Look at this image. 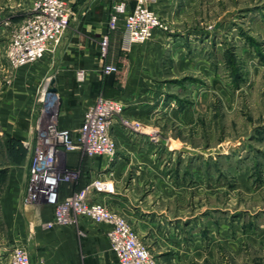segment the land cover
<instances>
[{
  "label": "crops",
  "instance_id": "1",
  "mask_svg": "<svg viewBox=\"0 0 264 264\" xmlns=\"http://www.w3.org/2000/svg\"><path fill=\"white\" fill-rule=\"evenodd\" d=\"M66 1L72 15L59 45L55 50L45 53L42 66L35 64L22 71L25 76H19V80H22L24 86L4 91L8 97L5 104H10L13 109L23 111L27 98L29 101L26 113L19 114L17 111L9 116L0 114L5 132L19 135L22 139L30 137L33 141L35 95L43 72L51 68H57L59 73L56 88L60 98L57 122L62 128H77L85 111L98 96L114 95L119 98L124 103L123 116L140 120L147 129L155 125L161 130L162 136L157 133L152 135L145 128L129 130L130 127L115 119L111 134L116 141L117 151L113 157L91 158L79 150L63 153V163L70 168L81 169L82 176L77 182L67 183L62 194L70 195L96 176L111 178L115 182V192L98 194L96 199L125 216L142 239L156 242L165 247L164 250L171 249L166 254L170 256L172 264H187L188 261L197 260L200 255L207 257V254H201L206 253L203 244L199 247L193 245L197 237L190 239L187 236L189 229L198 224L158 207L157 196L150 198L151 195L143 189L147 181H161L160 186L167 187L166 191L172 194H183L189 191L188 187L193 189L194 186L190 183L188 172L170 175L169 168L165 167L163 154L166 148L160 125L168 116L179 113V97L170 85L181 87L187 98L192 99L196 94L195 79L180 85L181 82L175 78L180 74L207 71V54L203 47L204 41L207 42V33L180 24L190 20V8L197 0H158L152 7L164 20L176 24L173 31L169 34L156 30L150 40L134 44L129 50L122 48L124 14L118 27L109 29L110 14L117 0ZM125 1L126 12H129L136 1ZM106 32H110L111 41L109 55L103 59L99 55V41ZM107 63L118 66L112 81L109 73L103 70ZM167 67L171 68L170 71ZM79 68L86 71L83 80L76 77ZM170 100H176L177 106L171 107ZM182 110L183 113H192L190 108ZM19 117L23 120H19ZM30 157L22 164V171L15 174L14 188L18 193V204L21 205L17 244L26 247L31 262L35 264L43 260L46 264H120L112 252L107 235L109 224L80 217L77 225H57L49 229L45 227V222L53 215L50 205H23L22 196L28 179ZM190 166H194V163ZM79 229L84 230L85 235L81 236ZM153 254L158 264H163L159 255L165 253Z\"/></svg>",
  "mask_w": 264,
  "mask_h": 264
},
{
  "label": "rangeland",
  "instance_id": "2",
  "mask_svg": "<svg viewBox=\"0 0 264 264\" xmlns=\"http://www.w3.org/2000/svg\"><path fill=\"white\" fill-rule=\"evenodd\" d=\"M35 2L0 0V114L3 115L27 112L28 98L24 99L25 110L13 109L5 104L8 97L4 91L15 86L20 89L24 86L19 80V76H25L22 71L31 65L44 64L42 57L13 67L5 58L13 28L31 13ZM189 15L190 20L180 24L207 33V42L203 43L207 71L175 78L180 85L195 79L196 94L187 98L181 87L170 85L179 97V113L168 116L160 128L166 148L165 167L170 175L188 172L194 186L183 194H172L166 191L167 187L160 186L161 181H147L143 189L150 198L157 196L158 207L198 224L189 229L187 236L197 237L193 245L203 244L206 253L201 254L207 257L200 255L187 264H264V0H197ZM162 20L168 26L165 32L171 34L176 24ZM58 77L57 68L43 72L35 95L34 136L43 108L57 119L59 92L51 88L58 87ZM43 93L45 100L41 101ZM170 102L171 107L177 106L176 100ZM183 108H190L192 113H183ZM126 118L137 121L139 129L145 128L140 120ZM46 119L47 114L42 120ZM145 129L162 136L155 125ZM5 130L0 120V264H10L13 249L20 246L17 238L21 205L14 177L31 156V138L23 137L16 142ZM142 240L153 253H165L159 255L161 263L172 264L166 254L171 249L164 250L165 247L146 238Z\"/></svg>",
  "mask_w": 264,
  "mask_h": 264
},
{
  "label": "built area",
  "instance_id": "3",
  "mask_svg": "<svg viewBox=\"0 0 264 264\" xmlns=\"http://www.w3.org/2000/svg\"><path fill=\"white\" fill-rule=\"evenodd\" d=\"M133 9L126 12L125 0H117L110 14L109 29L118 27L124 14L122 48L150 40L156 30L167 31L168 26L152 7L158 0H135ZM72 10L66 0H36L33 10L13 28L8 40L5 58L10 66L18 67L42 58L46 52L59 45L70 25ZM110 32L100 38L99 55L107 58L110 50ZM105 73L116 72L117 64L104 65ZM86 76L84 68L76 71L78 80ZM45 100V95L40 98ZM124 103L117 97L100 95L84 113L81 124L75 128H62L57 119L42 109L47 119L38 120L37 131L31 146L28 179L22 196L23 205L48 204L52 218L45 222L46 228L57 225H77L80 217L110 225L107 232L112 252L120 264H158V261L125 216L111 209L105 202L96 199L98 194H113L115 182L111 178L96 176L70 195H63L67 183L77 182L81 169L70 168L63 163V153L79 150L91 158L113 157L117 144L111 134L115 119L134 130H139L137 121L125 116ZM42 124V125H41ZM28 143V142H27ZM79 234L85 231L79 229ZM10 264H33L24 246H16ZM35 264H46L43 260Z\"/></svg>",
  "mask_w": 264,
  "mask_h": 264
},
{
  "label": "trees",
  "instance_id": "4",
  "mask_svg": "<svg viewBox=\"0 0 264 264\" xmlns=\"http://www.w3.org/2000/svg\"><path fill=\"white\" fill-rule=\"evenodd\" d=\"M114 74H115V72H111V73H109V78H110L111 81H112L113 78H114ZM109 97H115V96L112 95V96H109ZM9 137L11 138V140H15L16 142H19V141L22 140V137L19 136V135H16V134H10Z\"/></svg>",
  "mask_w": 264,
  "mask_h": 264
},
{
  "label": "water",
  "instance_id": "5",
  "mask_svg": "<svg viewBox=\"0 0 264 264\" xmlns=\"http://www.w3.org/2000/svg\"><path fill=\"white\" fill-rule=\"evenodd\" d=\"M55 90H56V88H55V87L51 88V91H55Z\"/></svg>",
  "mask_w": 264,
  "mask_h": 264
}]
</instances>
